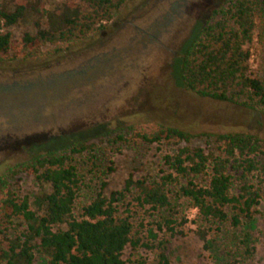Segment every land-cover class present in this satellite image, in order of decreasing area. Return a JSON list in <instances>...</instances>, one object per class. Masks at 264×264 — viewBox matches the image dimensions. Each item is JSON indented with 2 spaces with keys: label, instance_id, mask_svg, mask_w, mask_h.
Wrapping results in <instances>:
<instances>
[{
  "label": "trees",
  "instance_id": "1",
  "mask_svg": "<svg viewBox=\"0 0 264 264\" xmlns=\"http://www.w3.org/2000/svg\"><path fill=\"white\" fill-rule=\"evenodd\" d=\"M125 4L126 0H59L40 12L34 4L13 2L0 9V62L36 58L47 49L57 53L88 40L102 33ZM16 25L32 31L15 38L11 28ZM255 32L263 53L258 75L251 73L249 63ZM174 69L176 85L198 98L264 111V0H228L214 9L174 60ZM135 137L147 145L180 146L161 157L155 174L129 178L123 191L109 197L96 194L78 217L74 209L82 184L76 158L84 159L90 171L98 169L96 146L88 140L39 154L0 178V264H35L36 254L43 264H126L122 251L128 246L153 254L133 264H171L169 239L185 219L178 223L170 216L156 229H148L143 239L134 229L129 207L169 211L174 192L196 210L205 249L209 233L219 236L225 227L236 230L253 220L264 199L262 139L247 132L195 136L171 127ZM116 138L121 141L123 136ZM200 138H208L205 147L196 143ZM17 173L33 176L39 186L32 203L9 190L8 179ZM127 198L121 212L119 204ZM228 243L242 258L252 255L248 233L230 234Z\"/></svg>",
  "mask_w": 264,
  "mask_h": 264
},
{
  "label": "rangeland",
  "instance_id": "2",
  "mask_svg": "<svg viewBox=\"0 0 264 264\" xmlns=\"http://www.w3.org/2000/svg\"><path fill=\"white\" fill-rule=\"evenodd\" d=\"M58 1L0 0V9L21 2L42 12ZM227 1L126 0L118 17L88 40L57 53L47 49L36 58L0 62V178L39 154L88 140L96 146L98 169L94 173L84 159L76 158L82 184L74 209L78 217L96 194L109 197L123 191L129 178L155 174L161 157L180 146L175 142L147 145L137 140V133L171 127L195 136L247 132L264 141V111L198 98L176 85L174 60L199 25ZM23 31L32 27L11 28L15 38ZM249 49L251 73L258 75L263 53L256 32ZM181 62L178 58L180 75ZM118 135L123 136L121 141L116 140ZM207 139L195 141L205 147ZM8 184L14 195L30 203L40 191L34 177L25 173L12 175ZM175 195H170L169 211L129 207L134 229L143 239L148 229H156L170 216L178 223L185 219L169 239L171 264H264V199L245 226L225 227L219 236L209 233L205 249L196 210ZM128 201L119 204L121 212ZM245 233L253 251L242 258L228 237ZM122 252L126 264L153 257L143 247L128 246ZM35 257V264H43L40 255Z\"/></svg>",
  "mask_w": 264,
  "mask_h": 264
}]
</instances>
